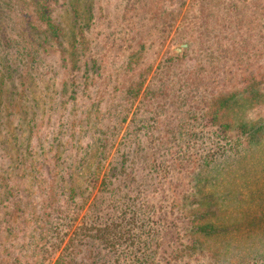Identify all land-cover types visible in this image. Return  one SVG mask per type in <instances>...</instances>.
Returning a JSON list of instances; mask_svg holds the SVG:
<instances>
[{
	"label": "trees",
	"instance_id": "1",
	"mask_svg": "<svg viewBox=\"0 0 264 264\" xmlns=\"http://www.w3.org/2000/svg\"><path fill=\"white\" fill-rule=\"evenodd\" d=\"M197 1L204 9L212 3ZM56 4L67 22L55 18ZM93 9L91 0H39L37 44L23 51L18 84L10 60L0 58V264H155L159 228L132 165L137 161L148 168L146 124L134 118L112 151L119 134L115 116L97 110L98 103L93 113L82 109L85 85L103 61L84 60ZM124 12L130 29L120 27L111 39L124 51L121 65L132 66L136 76L114 90L133 99L148 76V29H133L134 12L148 19V0H131ZM210 45L225 56L221 41ZM50 49L60 60L58 84L56 71L42 64ZM214 67L206 70L211 77L219 71ZM30 72L36 75L29 76L36 79L33 84L40 80L41 97L26 82ZM254 85L251 80L239 91L209 92V100L192 97L195 108L184 111L170 131L173 141L180 136L184 141L174 146L177 158L189 159L195 168L193 190L177 204L189 218L177 258L264 264V119L250 121L243 110L247 95L259 92ZM143 95L148 98V89ZM198 104L202 113L196 114ZM112 153L114 163L99 180ZM259 180L261 190H254ZM99 181L103 193L93 196Z\"/></svg>",
	"mask_w": 264,
	"mask_h": 264
},
{
	"label": "rangeland",
	"instance_id": "2",
	"mask_svg": "<svg viewBox=\"0 0 264 264\" xmlns=\"http://www.w3.org/2000/svg\"><path fill=\"white\" fill-rule=\"evenodd\" d=\"M38 2L39 0H0V58L10 60L14 71L12 80L17 84L24 71L23 51L37 44V25L40 22L36 12ZM91 2L94 15L91 16L85 33L88 43L84 60L103 61L92 74L93 79H89L85 85L82 109L93 113L98 103L97 110L115 116L119 134L112 151L122 141L126 128L133 124L134 118L137 121L135 123L146 124L148 168L137 161L132 165L137 175L135 179L141 184L142 194L148 197L151 220H156L159 228V241L156 246L154 243L155 264H199L196 260L198 257L182 259L174 256L175 250L187 240L185 231L189 223V218L183 215L177 204L192 192L190 173L195 168L189 163V159L177 158L174 146H182L184 141L181 136L173 141L170 131L179 118H182L184 111L187 114L189 111L190 114V110L195 108H190L194 104L192 97L209 100V92L217 95L225 89L239 91V88L245 87L251 80L256 83L254 86L259 87V92L247 95L250 104L243 106V110L250 121L264 119V0H211V6L206 9L200 8L201 4L198 5L197 0H148V19L134 12L136 23L132 26L133 29L140 32L148 29V49L144 57V66L148 65V76L133 99L114 90L118 84L133 80L136 72L132 66L125 68L121 65L125 57L124 51L116 47L117 43H114L116 46L113 45L111 39L120 27L130 29L126 25L128 20L124 8L128 7V3L131 4V0ZM53 8L55 18L67 22L68 15L63 7L56 4ZM128 33L132 35L133 30ZM190 34H193L192 37H188ZM218 41L227 48L225 56L221 51L214 52L210 45V42L216 45ZM63 44H67L66 40ZM42 55L43 67H52L56 71L54 76L58 84L62 75L58 55L53 49ZM213 65L214 70L219 71L211 77L206 70ZM25 76L26 82L31 81L33 93L43 96L39 89L40 80L33 84L36 79L32 81V77H29L36 75L30 72ZM200 81L202 82L197 88ZM146 89L148 98L143 95ZM248 89L251 90L249 87ZM111 90L114 91L110 92ZM144 105L147 106L144 109L148 111L146 114L143 111ZM195 111L196 114L202 113L201 105H196ZM125 115L126 119L121 120ZM185 126L181 125L180 128ZM111 163H114L113 153L107 158L99 180ZM260 181L253 185L254 190H261ZM241 183L242 180L238 184L239 190ZM132 186L135 187L133 184ZM102 193L99 181L93 196ZM238 197L246 196L239 193ZM246 209L247 206L243 203L239 207L241 212ZM87 211L88 206L84 213ZM204 260V257L200 258L201 262Z\"/></svg>",
	"mask_w": 264,
	"mask_h": 264
}]
</instances>
